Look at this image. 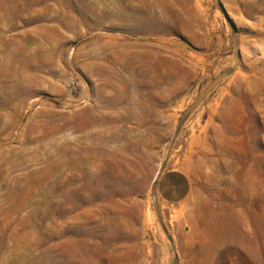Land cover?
Returning a JSON list of instances; mask_svg holds the SVG:
<instances>
[{"label":"rangeland","instance_id":"1","mask_svg":"<svg viewBox=\"0 0 264 264\" xmlns=\"http://www.w3.org/2000/svg\"><path fill=\"white\" fill-rule=\"evenodd\" d=\"M0 264H264V0H0Z\"/></svg>","mask_w":264,"mask_h":264},{"label":"crops","instance_id":"2","mask_svg":"<svg viewBox=\"0 0 264 264\" xmlns=\"http://www.w3.org/2000/svg\"><path fill=\"white\" fill-rule=\"evenodd\" d=\"M154 192L159 202L165 206L181 205L190 195V178L181 169L164 170L157 177Z\"/></svg>","mask_w":264,"mask_h":264},{"label":"bare ground","instance_id":"3","mask_svg":"<svg viewBox=\"0 0 264 264\" xmlns=\"http://www.w3.org/2000/svg\"><path fill=\"white\" fill-rule=\"evenodd\" d=\"M147 1V0H146ZM145 4V3H144ZM149 5V4H148ZM150 7V6H149ZM149 9V8H148ZM151 9V8H150ZM150 16V15H149ZM132 16H127V19H130ZM147 17V16H146ZM148 18V17H147ZM146 19V18H145ZM149 19V18H148ZM134 21V19L132 20V22ZM153 25H155V22H152ZM131 28V27H130ZM106 225V224H105ZM216 229V225L215 223L210 224L209 226H207L206 231L210 234H212L213 232H215ZM230 231V235H233V232L229 229Z\"/></svg>","mask_w":264,"mask_h":264},{"label":"water","instance_id":"4","mask_svg":"<svg viewBox=\"0 0 264 264\" xmlns=\"http://www.w3.org/2000/svg\"><path fill=\"white\" fill-rule=\"evenodd\" d=\"M222 77H224V75H221L217 79H215V81H213L212 85H214L216 82H218Z\"/></svg>","mask_w":264,"mask_h":264},{"label":"built area","instance_id":"5","mask_svg":"<svg viewBox=\"0 0 264 264\" xmlns=\"http://www.w3.org/2000/svg\"><path fill=\"white\" fill-rule=\"evenodd\" d=\"M71 87V86H70Z\"/></svg>","mask_w":264,"mask_h":264}]
</instances>
